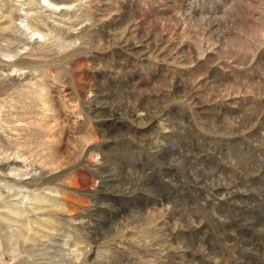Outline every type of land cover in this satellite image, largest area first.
<instances>
[{
  "label": "rangeland",
  "instance_id": "obj_1",
  "mask_svg": "<svg viewBox=\"0 0 264 264\" xmlns=\"http://www.w3.org/2000/svg\"><path fill=\"white\" fill-rule=\"evenodd\" d=\"M0 264H264V0H0Z\"/></svg>",
  "mask_w": 264,
  "mask_h": 264
},
{
  "label": "bare ground",
  "instance_id": "obj_2",
  "mask_svg": "<svg viewBox=\"0 0 264 264\" xmlns=\"http://www.w3.org/2000/svg\"><path fill=\"white\" fill-rule=\"evenodd\" d=\"M36 33V32H35ZM37 33H39V31L37 32ZM41 33V32H40Z\"/></svg>",
  "mask_w": 264,
  "mask_h": 264
}]
</instances>
